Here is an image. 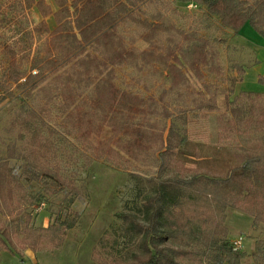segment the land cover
Masks as SVG:
<instances>
[{
	"label": "trees",
	"instance_id": "trees-1",
	"mask_svg": "<svg viewBox=\"0 0 264 264\" xmlns=\"http://www.w3.org/2000/svg\"><path fill=\"white\" fill-rule=\"evenodd\" d=\"M25 1L40 13L33 32L45 39L43 55L35 56L28 74L22 70L27 56L18 57L13 46H5L9 65L0 76V97H14L15 85L25 101L11 118V127L19 128L20 145L10 144L0 158V254L5 250L22 259L27 250L57 248L80 218L74 203L82 190L74 178L62 174L55 160L51 137L57 130L49 122L54 105L63 116L61 127L74 135L88 161L118 167L155 159L161 170L174 169L172 179L189 191V196L174 200L157 191L145 202V223L122 216L132 221L134 236L141 237V251L99 264H242L248 254L234 249L227 208L250 215L252 227L264 224V91L241 90L234 96L244 65L233 60V86L206 95L192 87L184 68L200 81L208 75L222 79L225 67L216 36L178 27L164 14H157V20L143 18L134 7L144 0H53V5L47 0ZM176 1L202 8L203 18L210 21L207 29L216 19L222 29L235 33L249 23L264 39V0ZM171 9L180 13L178 6ZM123 25L142 28L140 38L147 47L136 46L137 36L128 41ZM123 66L140 72L165 70L169 91L158 98L120 89L117 68ZM258 82L264 85V75ZM170 94L181 102L175 113L169 107ZM221 94L225 110L217 116L215 153L235 134H260L249 148L232 146L237 163L225 176L215 177L187 166L209 160L203 144L192 140L186 128L180 130L173 118L187 122V112L207 118L221 110ZM35 185L39 188L33 191ZM60 194L49 224L36 226L35 206L52 203ZM170 240L181 245L170 246ZM250 255L255 264H264V240L256 241Z\"/></svg>",
	"mask_w": 264,
	"mask_h": 264
},
{
	"label": "rangeland",
	"instance_id": "rangeland-1",
	"mask_svg": "<svg viewBox=\"0 0 264 264\" xmlns=\"http://www.w3.org/2000/svg\"><path fill=\"white\" fill-rule=\"evenodd\" d=\"M47 2L53 5V0H47ZM164 2L169 3L171 7L178 6L180 13L172 12L171 7H166ZM218 6L222 11L225 10L221 3ZM134 9L148 20H157V14H164L172 18L178 27L197 28L205 35L216 36L221 50V62L225 67L224 77L217 79L208 75L200 81L188 68L184 70L191 80L192 87L203 91L206 95L209 94V90L212 92L216 88L221 90L233 86L230 78L236 75L232 67V58L236 51L231 46L230 40L235 34L234 31L227 28L222 29L218 25V19L211 23L212 28H205V24L210 21L203 18L202 8L194 4L184 7L176 0H156L154 2L144 0L139 2ZM41 19L38 10L35 7H28L25 0H0V76L9 65V57L5 53L6 45L13 46L18 57L27 56L23 59L22 70L27 74L31 72L35 56L39 52L40 56L43 55L45 37H40L33 32ZM50 22L52 26H55V22L52 20ZM121 31L128 41L131 37L137 36L136 46L141 49L147 47L148 44L140 38L142 28L123 25ZM117 76L120 89L145 96L153 95L159 98L163 91H169L170 87L167 72L159 67L156 70L146 69L141 72L129 66L118 67ZM243 83L242 88L247 91H260L264 88V85L258 82V72L251 70ZM14 90V97H0V158L6 156V148L10 144L20 145L19 128L11 127V118L25 101V97L15 85ZM91 92L94 91H89ZM237 94L238 91L235 88L234 96ZM224 97L225 94L219 96L221 110L210 112L207 118L197 119L192 112L186 113L187 122H183L179 117L173 118L180 130L186 128L189 137L204 146L203 149L209 161H201L197 165L193 162L187 163V166L191 168L198 166L200 174L225 176L230 167L237 163L233 156L235 151L231 149L232 146H235L236 150L249 148L253 144V139L260 134L255 132L235 134L230 143L221 146L218 150L220 152L215 153L219 147L217 116L225 110ZM168 100L170 109L175 113L181 102L176 94H170ZM52 108L53 119L49 122L57 130V133L51 137L55 144V160L60 164L62 174L74 178L82 190V195L76 198L74 203V208L80 212V218L76 226L68 231L59 247H46L37 252H28V255L22 259L4 250L0 254V264H99L104 260L112 262L118 259L117 257H130L132 253L141 251V237L134 236L132 221L145 223L146 200L159 190L164 191L170 199L174 200L178 196H189L188 189L172 179L176 173L174 169L161 170L155 159L148 162L131 161L118 167L103 160L88 161L74 135L66 134L65 129L61 127L62 114L54 105ZM44 135L48 136V133ZM38 188L39 186L35 185L33 191ZM62 197L63 194L58 195L52 203H46L43 210L38 212H36L38 205L35 206L36 226L49 224L50 217ZM234 212L242 214L243 217L235 216ZM226 213L230 240L234 241L239 236L244 239L241 250H244L243 246L247 248L253 239L255 242L259 239L264 240V224L257 229L251 227L253 230H249L247 220L252 218L250 215L230 207L227 208ZM124 215H129L132 221H125L122 217ZM168 244L170 246L181 245L172 240ZM250 254L242 264H255Z\"/></svg>",
	"mask_w": 264,
	"mask_h": 264
},
{
	"label": "crops",
	"instance_id": "crops-1",
	"mask_svg": "<svg viewBox=\"0 0 264 264\" xmlns=\"http://www.w3.org/2000/svg\"><path fill=\"white\" fill-rule=\"evenodd\" d=\"M48 19L50 27L54 28L55 26H52V23L50 22V20L54 22V19L52 17H49ZM230 41L232 42L231 46H233L234 50L236 51L235 56L232 59L241 63L245 67V74L242 81H239L235 86L236 90L239 92L244 90L242 88V86H244L243 81L250 70L258 72V76L264 75V39L250 26L249 23H247L243 26V28H241L239 32L234 34ZM260 91H264V88ZM234 213L235 216L242 215L238 212ZM247 221L249 230H251L253 219L250 218ZM43 226H45V224ZM255 243V239H253L247 248L243 246L244 251L246 250L247 254L252 253L255 249ZM28 252L33 251L27 250L26 255H28Z\"/></svg>",
	"mask_w": 264,
	"mask_h": 264
},
{
	"label": "built area",
	"instance_id": "built-area-1",
	"mask_svg": "<svg viewBox=\"0 0 264 264\" xmlns=\"http://www.w3.org/2000/svg\"><path fill=\"white\" fill-rule=\"evenodd\" d=\"M36 71H34V73H35ZM43 207H45V204H39L36 208H38L37 210H36V212H38V211H41V210H43ZM243 237L242 236H239L237 239H235L234 241H233V245H234V249L235 250H241L242 249V245H243Z\"/></svg>",
	"mask_w": 264,
	"mask_h": 264
}]
</instances>
